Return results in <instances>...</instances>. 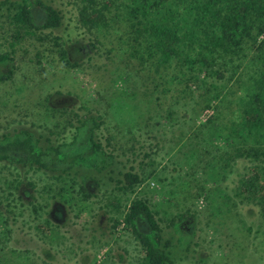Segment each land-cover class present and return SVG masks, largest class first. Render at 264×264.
Segmentation results:
<instances>
[{"label": "rangeland", "instance_id": "rangeland-1", "mask_svg": "<svg viewBox=\"0 0 264 264\" xmlns=\"http://www.w3.org/2000/svg\"><path fill=\"white\" fill-rule=\"evenodd\" d=\"M1 1L0 52H13L16 71L0 83V136L29 129L43 145L68 142L75 114L91 110L102 122L97 139L116 163L63 183L52 172L0 162V264H142L144 246L126 220L135 199L156 212L175 264H264L263 209L238 189L257 163L222 158L232 146L205 125L217 106L220 120L231 122L257 65L231 68L218 81L220 99L206 107L212 78L204 83L200 72L199 84L182 87L174 65L156 69L120 49L115 25L88 30L79 21L84 0H42L61 10L63 24L21 39L10 2ZM33 9L42 24L43 9ZM131 169L142 182L125 190L119 180ZM226 193L229 204L221 205ZM185 212L179 233L171 220ZM137 224L149 232L143 219Z\"/></svg>", "mask_w": 264, "mask_h": 264}, {"label": "trees", "instance_id": "trees-1", "mask_svg": "<svg viewBox=\"0 0 264 264\" xmlns=\"http://www.w3.org/2000/svg\"><path fill=\"white\" fill-rule=\"evenodd\" d=\"M7 1L10 2L8 17L18 39L24 34L34 35L37 30L63 24L61 10L45 1ZM3 5L1 1L0 7ZM34 5L45 13L42 24L35 20ZM79 19L88 30L102 31L115 25L123 42L120 49L131 48L142 62L156 69L174 65L178 69L175 78L182 87L199 84L200 72H205L204 83L208 78L213 79L206 107L220 99L222 91L218 81L225 79L231 68L234 73L238 69L246 72L252 63L257 65L255 74L246 83V93L238 97L235 110L229 111L231 122L220 120L218 106H214L216 114L205 125L215 137L232 146L233 152H227V158H222L246 157L257 163L242 177L238 189L240 196L257 202L264 212V0H84ZM119 23L126 28H117ZM53 39L60 46L59 37ZM59 52L67 59L66 49L60 48ZM12 53L0 52V83L15 75ZM67 62L70 61L67 59ZM74 121L72 140L59 144L43 145L29 129L1 135L0 162L52 172L63 183L67 176L74 180L80 174L85 182L87 173L83 171L89 169L108 171L116 163H113L116 157L97 139V131L102 126L100 118L89 110L77 112ZM119 181L124 183L123 189L130 190L142 182V176L131 169ZM83 182L81 189L87 194ZM226 197L228 202L222 201L221 205L229 204L231 197L227 193ZM190 215L185 212L174 216L171 225L181 233L178 223ZM138 219L146 222L149 232L139 229ZM126 220L144 246L142 264H175L168 249L171 242L165 239L156 212L145 200H133Z\"/></svg>", "mask_w": 264, "mask_h": 264}]
</instances>
